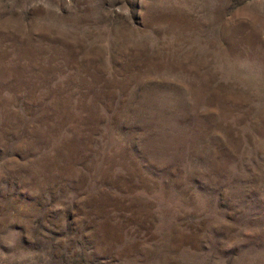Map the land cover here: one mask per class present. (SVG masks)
<instances>
[{
    "label": "rangeland",
    "instance_id": "374dc122",
    "mask_svg": "<svg viewBox=\"0 0 264 264\" xmlns=\"http://www.w3.org/2000/svg\"><path fill=\"white\" fill-rule=\"evenodd\" d=\"M0 264H264V0H0Z\"/></svg>",
    "mask_w": 264,
    "mask_h": 264
}]
</instances>
